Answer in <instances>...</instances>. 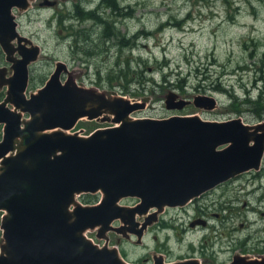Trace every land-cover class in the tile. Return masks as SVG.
<instances>
[{"label": "water", "instance_id": "obj_1", "mask_svg": "<svg viewBox=\"0 0 264 264\" xmlns=\"http://www.w3.org/2000/svg\"><path fill=\"white\" fill-rule=\"evenodd\" d=\"M34 1L0 0V264H135L107 243V232L133 234L140 243L165 206L184 205L256 168L264 153V119L136 116L146 96L78 82L75 68L60 59L41 85L26 91L28 65L41 48L17 30L15 16ZM189 103L204 110L217 106L208 94H163L166 109ZM78 119L108 124L82 133L73 129ZM85 193L98 198L83 202ZM127 197L136 201L122 203ZM198 263L152 254V264ZM221 264H264V254L235 251Z\"/></svg>", "mask_w": 264, "mask_h": 264}, {"label": "rangeland", "instance_id": "obj_2", "mask_svg": "<svg viewBox=\"0 0 264 264\" xmlns=\"http://www.w3.org/2000/svg\"><path fill=\"white\" fill-rule=\"evenodd\" d=\"M38 1L15 16L18 31L41 47L26 90L40 85L56 58L76 68L78 82L134 98L146 96V106L133 115L198 113L206 119L240 116L248 123L264 119V0H116L123 15L101 5L96 10L99 0H57L52 6ZM77 1L83 9H95L101 22L73 16ZM0 64H5L1 50ZM168 89L186 98L212 95L217 106L204 110L189 103L166 109L163 94ZM105 123L78 119L73 129L87 133ZM262 196L264 174L247 173L198 200L197 205L213 200L210 226L188 224L195 206L190 205L186 211L166 210L138 245L113 231H108V244L116 245L127 260H140L153 246L168 249L169 257L191 248L198 253L201 246L210 259L205 264H217L234 245L249 252L264 247V200L258 201ZM121 202L132 204L135 199ZM257 207L260 212L249 210Z\"/></svg>", "mask_w": 264, "mask_h": 264}, {"label": "flooded vegetation", "instance_id": "obj_3", "mask_svg": "<svg viewBox=\"0 0 264 264\" xmlns=\"http://www.w3.org/2000/svg\"><path fill=\"white\" fill-rule=\"evenodd\" d=\"M56 59V58H55ZM54 59V60H55ZM53 60V61H54ZM53 61H52V67H53ZM35 62V61H34ZM34 62H32V63H30L29 65H28V80H30V78H31V73H30V71H29V69L30 68H32L33 66H32V64L34 63ZM70 65V64H69ZM66 66H67V68L69 69V68H75V67H72V66H68L67 65V63H66ZM52 67H51V69H52ZM50 69V70H51ZM84 70H85V67H84ZM50 72V71H49ZM48 72V73H49ZM83 72V71H82ZM47 73V74H48ZM74 73H77V77H78V71L76 70V68L74 69ZM64 76H65V72H61L60 73V78L61 79H63L64 78ZM46 78V77H45ZM44 78V79H45ZM43 79V80H44ZM28 83H29V81H27V85H28ZM43 83V81L40 83V85ZM36 88V87H35ZM247 173H251V174H253V175H255V174H258V176L260 177L261 175H263L264 174V153H263V156H262V158L260 159V162H259V164H258V166L256 167V168H250V169H247V170H244V171H242V172H240L239 174H236V175H234V176H232V177H230V178H228V179H226V180H223V181H221V182H219V183H217L216 185H214L212 188H209V189H207V190H205V191H203V192H201V193H199L198 195H196V196H194V197H192L186 204H184V205H181V206H179V205H174V206H165L164 208H163V210L160 212V213H158L157 214V219L155 220V221H153L151 224H149L147 227H146V230H145V232L143 233V235H142V237H141V241H140V243H142V239H143V237L145 236V234L149 231V229L152 227V226H156L158 223H160L161 221H162V215H163V213H165V211L166 210H168V209H171V210H182V211H186V208L187 207H189L190 205L192 206H194V209H193V213H192V216L188 219V224L189 225H193V224H195V223H198V224H205V222H206V225L205 226H203V227H208V226H210L209 224V221L207 220L208 219V217H209V213H211L210 212V210H208V207H209V202L210 203H213V200H211V201H209V202H205V203H198V205H197V202H199L198 200L203 196V195H205V194H207V193H209V191L211 192L212 190H214L218 185H221V184H223V183H226V182H228L229 180H231V179H234V178H236V177H238V176H241V175H244V174H247ZM262 173V174H261ZM258 187V186H257ZM127 198H133V197H127ZM127 198H123V199H127ZM135 199V198H134ZM259 200H264V196H262V197H258V201ZM204 201V200H203ZM246 209H249V208H246ZM258 209V210H257ZM249 210H251V211H255V210H257V212H260L261 211V207H257V208H250ZM218 213H214V215H217ZM136 219H138V220H141V218H137V216H136ZM205 219H206V221H205ZM113 224H118V221L117 220H114L113 221ZM109 231H113V230H109ZM113 232H115V231H113ZM115 233H117V232H115ZM107 234H108V232H107ZM118 234H120V233H118ZM121 235V234H120ZM131 236V237H130ZM126 239H127V241H131V242H133V243H135L133 240H134V235L133 234H130L129 235V237H125ZM109 241L107 240V243H108ZM130 244V243H129ZM135 244H139V243H135ZM132 245V244H131ZM117 247V246H116ZM118 248V247H117ZM227 249H229V255H228V257H227V259L225 258V259H221V260H219L218 261V263L217 264H221V263H223V262H226V261H228V260H230V258H231V255L235 252V251H237V252H240V253H250V254H264V247H262V248H260L259 250L258 249H256L254 252H249V250H247V249H245V248H243V246L242 245H234L233 246V248H227ZM230 249H231V251H230ZM202 250V248H201V246L199 247V251L200 252H198V253H196V252H194V250L191 248L190 249V252H187V253H185V254H181V255H177V256H172V257H169V254H168V249H165V248H158V246H153V247H151L150 249H148L147 250V253H146V255L145 256H143V257H140L139 259L140 260H128V261H131V262H133V263H135V264H145V262H147V264H152V254H154V253H160V254H162L163 255V259H164V261H170V260H174V259H178V258H186V257H195V258H197L198 259V264H205L208 260H210V259H208V257H207V254L206 255H203V253L204 252H202L201 251ZM119 252H120V250H119ZM120 254L125 258V253H122V252H120ZM126 259V258H125ZM127 260V259H126ZM141 261H144V262H141Z\"/></svg>", "mask_w": 264, "mask_h": 264}, {"label": "trees", "instance_id": "obj_4", "mask_svg": "<svg viewBox=\"0 0 264 264\" xmlns=\"http://www.w3.org/2000/svg\"><path fill=\"white\" fill-rule=\"evenodd\" d=\"M224 1H227V0H224ZM99 5H101V7L108 8L109 11L111 13H113L114 15H118V14L123 15V14H121V12H122L121 8H119L118 4L116 5V0H99V3L97 4L96 10L99 7ZM72 9H73L72 15L76 16L77 18L92 17L95 20V22H101V20H102L101 17L99 15H97L96 12H94V11H96L95 9H91V8L83 9V5L79 1L72 4ZM117 10H119V11H117ZM111 30H112V26H110V32H111ZM248 101H250V100H248ZM251 101L253 103H257L259 100L256 98V99H253ZM91 197H94V199H95L96 195L90 194V193H85V194L80 195V199L83 202H89Z\"/></svg>", "mask_w": 264, "mask_h": 264}]
</instances>
